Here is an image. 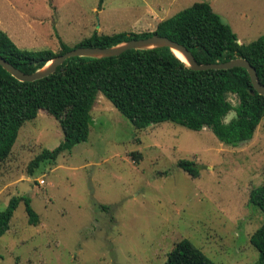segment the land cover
I'll use <instances>...</instances> for the list:
<instances>
[{"label":"rangeland","instance_id":"obj_1","mask_svg":"<svg viewBox=\"0 0 264 264\" xmlns=\"http://www.w3.org/2000/svg\"><path fill=\"white\" fill-rule=\"evenodd\" d=\"M197 1L210 2L240 43L264 35V0H0V30L23 49L60 52L57 33L75 46L95 32H152ZM34 36L46 44L31 43ZM228 99L240 104L234 93ZM92 116L87 141L33 172L31 161L64 133L45 109L21 127L0 162V211L27 195L39 223H29L21 202L0 238V264H164L185 238L217 264L258 262L250 238L264 213L250 194L264 184V119L251 139L232 145L209 127L138 129L102 92ZM181 159L195 161L200 175Z\"/></svg>","mask_w":264,"mask_h":264},{"label":"trees","instance_id":"obj_2","mask_svg":"<svg viewBox=\"0 0 264 264\" xmlns=\"http://www.w3.org/2000/svg\"><path fill=\"white\" fill-rule=\"evenodd\" d=\"M104 1L100 0V6ZM154 34L184 44L199 63L245 58L264 84V35L240 43L231 25L208 1H197L162 20L152 32H95L75 46L67 44L57 33L60 52L23 49L6 31L0 30V54L22 71L33 73L75 47H112ZM100 92L138 129L165 121L195 131L209 127L220 140L232 145L251 139L264 119V94L254 88L246 68L195 70L169 47L128 49L119 56L70 57L56 72L34 81H20L0 64V162L12 153L21 127L36 119L41 109L59 121L64 140L54 149L39 153L30 163L31 172L41 162L54 163L61 153L87 141L93 123L92 109ZM228 93L238 95L237 107L228 99ZM232 110L237 117L225 123ZM178 165L193 177L200 175L193 160L181 159ZM21 202L29 223H39L32 198L14 195L0 211V238L10 229ZM250 202L264 213V184L251 191ZM250 239L260 253L256 264H264V223ZM164 264L217 263L185 238L176 243Z\"/></svg>","mask_w":264,"mask_h":264},{"label":"water","instance_id":"obj_3","mask_svg":"<svg viewBox=\"0 0 264 264\" xmlns=\"http://www.w3.org/2000/svg\"><path fill=\"white\" fill-rule=\"evenodd\" d=\"M154 47H169L172 51L181 52L187 59L185 62L195 70H208V69H230L233 67H244L248 70L254 88L258 93L264 94V84L259 79L256 68L251 62L245 58L236 57L234 59L223 62L212 63H199L193 52L184 44L175 41L167 36L154 34L145 38H134L125 43L112 46V47H91L80 46L75 47L65 53L57 55L54 59L50 60L46 66L33 73H26L21 69L10 63L5 57L0 54V64L8 70L14 77L20 81H34L56 72L57 68L62 65L66 59L75 56L87 57H105V56H119L128 49H147ZM177 54V53H176Z\"/></svg>","mask_w":264,"mask_h":264},{"label":"crops","instance_id":"obj_4","mask_svg":"<svg viewBox=\"0 0 264 264\" xmlns=\"http://www.w3.org/2000/svg\"><path fill=\"white\" fill-rule=\"evenodd\" d=\"M62 38V37H61ZM31 43H36V44H46V41L41 37V38H36L35 36L33 37V40L30 41Z\"/></svg>","mask_w":264,"mask_h":264},{"label":"bare ground","instance_id":"obj_5","mask_svg":"<svg viewBox=\"0 0 264 264\" xmlns=\"http://www.w3.org/2000/svg\"><path fill=\"white\" fill-rule=\"evenodd\" d=\"M176 53H177V55H178L179 57H181L183 60H185L186 62H188L187 59H186V57H185L181 52L176 51Z\"/></svg>","mask_w":264,"mask_h":264},{"label":"clouds","instance_id":"obj_6","mask_svg":"<svg viewBox=\"0 0 264 264\" xmlns=\"http://www.w3.org/2000/svg\"><path fill=\"white\" fill-rule=\"evenodd\" d=\"M232 117H233V118H235V117H236V113H235V112H233V113H232ZM229 122H230V120H228V121H225V123H229Z\"/></svg>","mask_w":264,"mask_h":264}]
</instances>
